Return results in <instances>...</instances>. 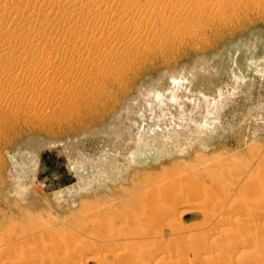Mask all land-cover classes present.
Here are the masks:
<instances>
[{"label": "rangeland", "instance_id": "rangeland-1", "mask_svg": "<svg viewBox=\"0 0 264 264\" xmlns=\"http://www.w3.org/2000/svg\"><path fill=\"white\" fill-rule=\"evenodd\" d=\"M214 1L0 0V264H264V0Z\"/></svg>", "mask_w": 264, "mask_h": 264}, {"label": "bare ground", "instance_id": "bare-ground-1", "mask_svg": "<svg viewBox=\"0 0 264 264\" xmlns=\"http://www.w3.org/2000/svg\"><path fill=\"white\" fill-rule=\"evenodd\" d=\"M215 1L214 0H208V3H210V4H213ZM10 4V3H9ZM9 6V5H8ZM8 11V10H7ZM10 11H12L11 9H10ZM68 13V12H67ZM69 16H71V14H69ZM100 16V15H99ZM46 19V18H45ZM45 19H44V21H45ZM74 19H75V17H74ZM37 20V19H36ZM36 20H33V26L35 27L33 30H32V34L31 35H29L28 36V38H29V42L30 43H32V42H34V41H37L38 40V38H39V36H40V34H42V32H44V30H45V28H47V31H48V28L49 27H45V26H47V25H45L44 26V24L43 23H41V22H37ZM39 21H40V19H39ZM43 21V20H42ZM43 21V22H44ZM80 21V20H79ZM85 22L86 21H80V24H83V25H85ZM95 22V21H94ZM103 22V21H102ZM48 23V22H47ZM74 23V22H73ZM88 23V22H87ZM105 23V22H104ZM111 23V22H110ZM82 25V26H83ZM115 25V24H114ZM70 26V25H69ZM72 26V25H71ZM81 26V27H82ZM89 26V25H88ZM119 26V25H118ZM66 28V27H65ZM64 28V29H65ZM84 28H86V27H84ZM88 28V27H87ZM99 29V28H98ZM101 30V29H100ZM66 31H68V30H66ZM97 31V30H96ZM46 32V31H45ZM70 32V31H69ZM98 33H99V31H97ZM104 34H106V33H108V32H103ZM44 34V33H43ZM46 34V33H45ZM101 34V33H100ZM99 34V35H100ZM111 34V33H110ZM113 35V34H112ZM15 36V35H14ZM43 36V35H42ZM104 36V37H103ZM102 37L103 38H105V36L107 37V35H103ZM109 36V35H108ZM111 36V35H110ZM26 38V33L25 34H23V33H16V39H18V41L19 40H23V39H25ZM109 38V37H108ZM111 38H112V36H111ZM117 39V38H116ZM23 42V41H22ZM29 42H27V43H29ZM15 43V42H14ZM18 43V42H17ZM19 43H21V42H19ZM26 43V42H25ZM18 45V44H17ZM6 46V45H5ZM13 46V45H12ZM25 46V45H24ZM24 46H22V47H24ZM9 47H10V45H9ZM8 47V48H9ZM6 48V47H5ZM19 48V47H18ZM21 48V47H20ZM38 48V46H36L34 49H37ZM67 48H68V46L67 45H65V48H64V51L66 52V50H67ZM26 49V48H25ZM32 50V49H31ZM68 51V50H67ZM105 54H103V56H102V60L104 61V59H106L107 57H108V55L106 54V52H104ZM102 55V54H101ZM52 58H53V56H52ZM55 58L57 59V57L55 56ZM65 58V56H63V57H61V56H58V59H59V62L61 61L62 62V59H64ZM98 58H101V57H98ZM97 58V59H98ZM27 60V59H26ZM48 60H49V57H48ZM100 61H102L101 59H99ZM98 60V61H99ZM108 60V59H107ZM53 61V60H52ZM102 61V62H103ZM44 64V63H43ZM43 64H42V66H43ZM48 64V63H47ZM56 64V63H55ZM57 65H58V63H57ZM30 67H31V65H30V61H26V62H24L23 64H22V66L19 68V70H17V71H15V73L13 74V76H15V75H17V74H22V73H28L29 72V70H30ZM56 67V66H55ZM33 68V70H34V66L32 67ZM31 68V69H32ZM46 68V67H45ZM40 70H41V68H40ZM44 70V69H43ZM72 70V69H71ZM31 71V70H30ZM11 72V71H10ZM41 72H43V71H41ZM73 72V71H72ZM71 72V73H72ZM31 73H35V71H32ZM70 73V74H71ZM74 74V73H73ZM30 75H32V74H30ZM34 75V74H33ZM40 83V82H39ZM44 82H41V84H39V85H42ZM35 84V83H34ZM38 85V86H39ZM18 86V85H17ZM239 86V85H238ZM37 87V86H36ZM238 88V87H237ZM18 89V88H17ZM23 91V90H22ZM250 91V90H249ZM228 98V97H227ZM197 99V98H196ZM223 99V98H222ZM226 99V97L224 98V100ZM1 100V99H0ZM3 100H4V97H3ZM223 100V101H224ZM197 101V100H196ZM226 101V100H225ZM229 101V100H228ZM200 102V101H199ZM201 102H202V100H201ZM208 102V101H207ZM215 102H216V100H215ZM230 102V101H229ZM233 102V101H232ZM194 103V102H193ZM206 103V102H205ZM210 103V102H209ZM223 103V102H222ZM225 103V102H224ZM223 103V104H224ZM228 103V102H227ZM199 104V103H198ZM204 104V103H203ZM202 104V105H203ZM208 104V103H207ZM212 104V103H211ZM217 104V103H216ZM229 104V103H228ZM234 104V103H233ZM202 105H200V106H202ZM192 106V105H191ZM204 106V105H203ZM221 106H223V105H221ZM225 106H227V104L225 105ZM194 106H192V108H193ZM207 107V106H206ZM219 107H220V104H219ZM200 109V108H199ZM203 109V108H202ZM216 109V108H215ZM226 109V108H225ZM222 111V110H221ZM225 111V110H224ZM209 113H211V112H209ZM216 115V114H215ZM222 114H220V116H221ZM219 116V114L217 115V116H215V117H213L212 118V120H208V121H205V125H204V127H205V129H207V128H209L211 125H215L214 123L215 122H217V121H219L220 120V117ZM202 117H205V115L204 116H202ZM202 120V119H201ZM221 121V120H220ZM223 121V120H222ZM202 123V122H201ZM223 133V132H222ZM211 140V139H210ZM209 142V141H208ZM207 142V143H208ZM218 142V141H217ZM205 143V142H204ZM212 144L213 143H211V142H209L208 143V146L209 147H211L212 146ZM201 146V145H200ZM205 146V145H204ZM200 148H202V147H200ZM197 150V149H196ZM199 150V149H198ZM222 163H223V161H222ZM224 164V163H223ZM133 178V177H132ZM135 179V178H134ZM121 182V181H120ZM130 185H135V181L134 180H130ZM95 190H96V188H95ZM94 190V191H95ZM169 191H170V189H164L163 191H161L158 195H160V197H159V203L161 204V205H164V204H166V205H168V206H170L171 204V200L168 198V196H169ZM100 192V191H99ZM216 192H217V195L218 196H220L221 195V191H220V189L219 188H217V186H216ZM85 194V193H84ZM162 195V196H161ZM229 197V195L228 196H226V198H228ZM73 198V197H72ZM179 199H183V200H187L188 199V201H187V203L189 204V205H192V203L194 202L195 203V199L193 198V197H190V195L189 194H185L184 196H179ZM206 199V198H205ZM74 201V200H73ZM234 201V199L232 200V203L231 204H233V203H235V202H233ZM184 204H185V202H184ZM231 206V205H230ZM240 215V214H239ZM250 216V215H249ZM249 216H247V217H249ZM252 218V220H254L253 219V217H251ZM151 219H152V221L154 222V221H156L157 219H158V217L157 216H153L152 218L151 217H149L148 218V221L149 222H151ZM249 219V218H248ZM208 220H210V219H208ZM249 221V220H248ZM255 222V221H254ZM252 224H253V222H252ZM250 226V225H249ZM251 227V226H250ZM250 227H247L248 229L250 228ZM237 233H239L238 231H237ZM232 234V233H231ZM233 234H235V232L233 233ZM232 234V235H233ZM233 238H234V235H233ZM248 248H250L249 246H248ZM215 252V249L214 250H212V253H214ZM241 252H244V248L243 247H239L238 249H236L234 252H233V255H237V254H239V253H241ZM172 257L171 256H169V255H166V253L165 254H161V256L160 257H158V255L156 254V255H154V257H153V259L152 260H154L155 261V264H171V261H172V259H171ZM182 264H188V263H185V262H183Z\"/></svg>", "mask_w": 264, "mask_h": 264}]
</instances>
